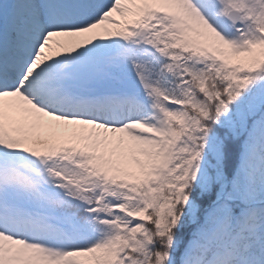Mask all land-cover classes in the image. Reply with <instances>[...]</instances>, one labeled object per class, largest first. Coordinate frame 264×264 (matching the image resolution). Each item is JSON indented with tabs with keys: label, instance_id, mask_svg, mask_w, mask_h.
<instances>
[{
	"label": "snow or ice",
	"instance_id": "snow-or-ice-1",
	"mask_svg": "<svg viewBox=\"0 0 264 264\" xmlns=\"http://www.w3.org/2000/svg\"><path fill=\"white\" fill-rule=\"evenodd\" d=\"M0 264H264V0H0Z\"/></svg>",
	"mask_w": 264,
	"mask_h": 264
}]
</instances>
